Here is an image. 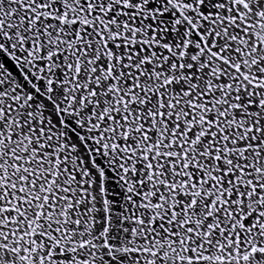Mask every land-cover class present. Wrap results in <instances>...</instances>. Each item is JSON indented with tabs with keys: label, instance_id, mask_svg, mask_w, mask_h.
<instances>
[{
	"label": "snow or ice",
	"instance_id": "snow-or-ice-1",
	"mask_svg": "<svg viewBox=\"0 0 264 264\" xmlns=\"http://www.w3.org/2000/svg\"><path fill=\"white\" fill-rule=\"evenodd\" d=\"M0 264H264V0H0Z\"/></svg>",
	"mask_w": 264,
	"mask_h": 264
}]
</instances>
